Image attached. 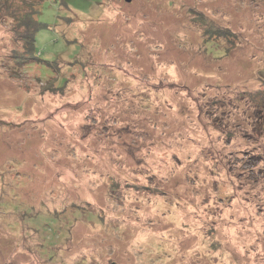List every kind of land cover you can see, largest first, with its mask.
Returning a JSON list of instances; mask_svg holds the SVG:
<instances>
[{
    "label": "rangeland",
    "instance_id": "obj_1",
    "mask_svg": "<svg viewBox=\"0 0 264 264\" xmlns=\"http://www.w3.org/2000/svg\"><path fill=\"white\" fill-rule=\"evenodd\" d=\"M36 18L41 60L11 77L0 14V264H264V0Z\"/></svg>",
    "mask_w": 264,
    "mask_h": 264
},
{
    "label": "trees",
    "instance_id": "obj_2",
    "mask_svg": "<svg viewBox=\"0 0 264 264\" xmlns=\"http://www.w3.org/2000/svg\"><path fill=\"white\" fill-rule=\"evenodd\" d=\"M42 0H0V14L6 11L9 16L12 17L11 24L15 28L16 38L20 42V48L18 51H12L8 58L12 60L3 61L2 66H10L11 77L13 73L17 74L19 69L24 65L31 63L35 60L41 59L35 55L34 39L36 31L42 26V22L37 20L36 15L39 11L40 2ZM206 25V23H205ZM204 33L214 32L216 34H227L226 27H219V25L206 26L202 31ZM207 35V34H206ZM208 36V35H207ZM14 74V75H15ZM253 100L259 104H264V79L261 81V85L251 92ZM262 111L255 112L256 115H260ZM264 112V111H263ZM259 122V121H258ZM264 128V125H261ZM11 264H25L11 262Z\"/></svg>",
    "mask_w": 264,
    "mask_h": 264
}]
</instances>
